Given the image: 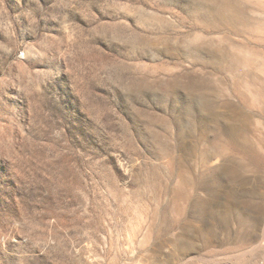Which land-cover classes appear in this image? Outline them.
Instances as JSON below:
<instances>
[{
  "label": "rangeland",
  "instance_id": "rangeland-1",
  "mask_svg": "<svg viewBox=\"0 0 264 264\" xmlns=\"http://www.w3.org/2000/svg\"><path fill=\"white\" fill-rule=\"evenodd\" d=\"M0 264H264V0H0Z\"/></svg>",
  "mask_w": 264,
  "mask_h": 264
}]
</instances>
